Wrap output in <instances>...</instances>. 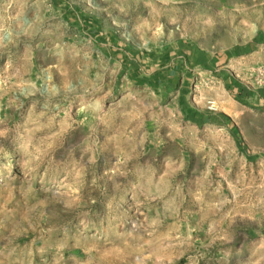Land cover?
I'll list each match as a JSON object with an SVG mask.
<instances>
[{
	"label": "rangeland",
	"instance_id": "rangeland-1",
	"mask_svg": "<svg viewBox=\"0 0 264 264\" xmlns=\"http://www.w3.org/2000/svg\"><path fill=\"white\" fill-rule=\"evenodd\" d=\"M0 264H264V0H0Z\"/></svg>",
	"mask_w": 264,
	"mask_h": 264
},
{
	"label": "built area",
	"instance_id": "built-area-1",
	"mask_svg": "<svg viewBox=\"0 0 264 264\" xmlns=\"http://www.w3.org/2000/svg\"><path fill=\"white\" fill-rule=\"evenodd\" d=\"M210 108H213V103H210Z\"/></svg>",
	"mask_w": 264,
	"mask_h": 264
}]
</instances>
